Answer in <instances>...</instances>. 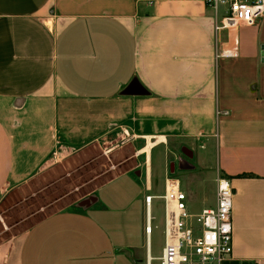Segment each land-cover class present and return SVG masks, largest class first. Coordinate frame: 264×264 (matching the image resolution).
<instances>
[{
  "label": "crops",
  "instance_id": "1",
  "mask_svg": "<svg viewBox=\"0 0 264 264\" xmlns=\"http://www.w3.org/2000/svg\"><path fill=\"white\" fill-rule=\"evenodd\" d=\"M222 11L204 0H0V201L50 157L120 136L143 157L86 205L0 241V264H147L145 196L162 207L177 178L197 214L215 204L221 175L234 192L233 249L219 264H264V16L216 31Z\"/></svg>",
  "mask_w": 264,
  "mask_h": 264
},
{
  "label": "rangeland",
  "instance_id": "2",
  "mask_svg": "<svg viewBox=\"0 0 264 264\" xmlns=\"http://www.w3.org/2000/svg\"><path fill=\"white\" fill-rule=\"evenodd\" d=\"M129 144L130 137L120 136L110 142L92 146L83 153L69 152L46 160L30 181L10 191L0 201V241L27 231L46 214L86 205L84 200H88V196L102 183L126 170H139L137 166L143 157H130L127 151ZM107 146H115L116 150L124 152L117 157L112 154L107 156L104 152ZM158 150L156 148L153 151L154 167ZM120 160L125 162L116 167L111 166L112 162ZM150 215V264H160L164 221L163 206L157 208L156 200H153Z\"/></svg>",
  "mask_w": 264,
  "mask_h": 264
},
{
  "label": "built area",
  "instance_id": "3",
  "mask_svg": "<svg viewBox=\"0 0 264 264\" xmlns=\"http://www.w3.org/2000/svg\"><path fill=\"white\" fill-rule=\"evenodd\" d=\"M137 1L153 3V0ZM204 1L212 8L221 7L223 10L216 31L254 24L264 16V0ZM233 194L230 178L218 176L215 204L194 214L188 208V197L179 180L168 177L164 192L159 196L164 207V244L160 264H219L230 257L233 249ZM153 199L152 195L145 196L148 217ZM150 260L148 255L147 264Z\"/></svg>",
  "mask_w": 264,
  "mask_h": 264
},
{
  "label": "bare ground",
  "instance_id": "4",
  "mask_svg": "<svg viewBox=\"0 0 264 264\" xmlns=\"http://www.w3.org/2000/svg\"><path fill=\"white\" fill-rule=\"evenodd\" d=\"M146 227H145V232H146V235L148 237H150V233H151V217L149 215V217L147 216V219H146Z\"/></svg>",
  "mask_w": 264,
  "mask_h": 264
},
{
  "label": "water",
  "instance_id": "5",
  "mask_svg": "<svg viewBox=\"0 0 264 264\" xmlns=\"http://www.w3.org/2000/svg\"><path fill=\"white\" fill-rule=\"evenodd\" d=\"M134 85H135V83L134 82H132L131 84H130V86L128 87V88H126V90H125V93H133L132 91H133V89H134ZM136 174H139V172H136ZM83 203H88V200H84V202Z\"/></svg>",
  "mask_w": 264,
  "mask_h": 264
}]
</instances>
